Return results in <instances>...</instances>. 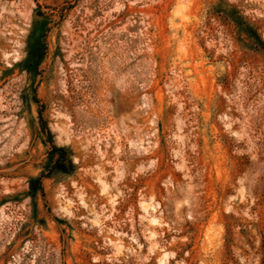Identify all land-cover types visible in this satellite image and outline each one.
Instances as JSON below:
<instances>
[{
  "label": "rangeland",
  "instance_id": "obj_1",
  "mask_svg": "<svg viewBox=\"0 0 264 264\" xmlns=\"http://www.w3.org/2000/svg\"><path fill=\"white\" fill-rule=\"evenodd\" d=\"M238 13L264 43V0H0V264H264Z\"/></svg>",
  "mask_w": 264,
  "mask_h": 264
},
{
  "label": "trees",
  "instance_id": "obj_2",
  "mask_svg": "<svg viewBox=\"0 0 264 264\" xmlns=\"http://www.w3.org/2000/svg\"><path fill=\"white\" fill-rule=\"evenodd\" d=\"M237 20H239L240 22L242 23H238V21H235L238 25L241 24V26H244V32L249 36L250 39L256 41L258 44H261L262 46H264V43L262 42V40L260 39L259 35L256 33L255 30H253V28L244 20L243 17H241L238 13L237 15ZM46 129V128H45ZM47 130V129H46ZM52 150L56 153L57 155V159L55 161V169L57 171H64V165H63V162H64V158L66 156V149L65 148H62V147H57L55 145L52 146ZM34 183L38 182L40 184V180H34L33 181ZM39 189L42 191V188L39 187Z\"/></svg>",
  "mask_w": 264,
  "mask_h": 264
}]
</instances>
